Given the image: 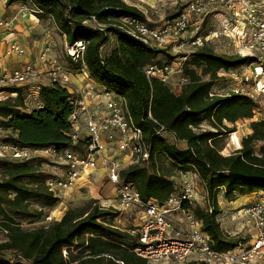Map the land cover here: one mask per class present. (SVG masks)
I'll return each mask as SVG.
<instances>
[{
	"label": "trees",
	"instance_id": "16d2710c",
	"mask_svg": "<svg viewBox=\"0 0 264 264\" xmlns=\"http://www.w3.org/2000/svg\"><path fill=\"white\" fill-rule=\"evenodd\" d=\"M17 2L43 9L42 17L52 15L68 44L85 42L82 60L71 64L85 65L95 82L123 97L134 125L144 131L151 145L149 162L124 168L121 179L133 183L142 199L165 203L178 193L176 177L189 170L197 172L208 199L207 208H193L203 230L216 249L230 250L241 244L242 239L226 235L217 220L218 197L222 193L229 200L236 192L264 190V144L256 147L264 142V120L252 121V132L242 138L241 148L223 155L222 136L236 131L237 121L253 119L256 102L242 94L210 96V91L222 79L221 70L242 66L251 58L218 53L207 43L184 62L183 75L189 82L176 94L146 74L147 67L161 65L156 59L166 51L148 48L113 25L120 17L146 19L138 7L125 0H6L8 5ZM91 16L105 27L86 22ZM111 32L116 35V46L105 54ZM40 87L43 107L27 114L23 86L0 89L1 129L23 146L78 148L80 143L74 144L68 136L73 94L59 84ZM205 121L209 129L202 128ZM161 126L165 132L158 136ZM179 141L186 148L179 147ZM40 165L39 160H0V229L7 236L0 252L14 253L23 264H151L136 254L127 242V232L116 225L119 211L103 206L97 197L87 202L82 213L61 211L47 227L24 230L17 218L46 216L42 209L30 208L32 199H42L50 208L59 203L48 190V176ZM0 264L16 263L0 256Z\"/></svg>",
	"mask_w": 264,
	"mask_h": 264
},
{
	"label": "built area",
	"instance_id": "2783aa9c",
	"mask_svg": "<svg viewBox=\"0 0 264 264\" xmlns=\"http://www.w3.org/2000/svg\"><path fill=\"white\" fill-rule=\"evenodd\" d=\"M29 5L17 16L45 15L43 9ZM207 17H211L220 30L200 35L198 26ZM15 21V18L6 19L0 15V44L2 34L14 28ZM86 22L99 28L105 27L95 16ZM113 25L148 48L160 50L172 45V48L182 49L187 44L192 47L191 51H182L178 69H173L169 62L146 68L149 78L159 79L166 85L170 84L176 70L181 74V86L188 83L189 78L183 75V64L189 55L210 43L214 37H223L229 41L236 54L251 58V62L221 70L220 77L231 79L230 91L221 94L211 90L210 96L242 94L253 98L248 90L250 84L257 92L264 94V0H191L175 18L160 26H152L140 17H120ZM65 50L69 61L78 63L84 56L86 44L84 41L74 44L66 41ZM6 53L22 56L26 54V49L15 42L7 48ZM51 53L50 45L41 52V61L47 65L44 72L39 71L32 62H26L11 71H1L0 89L33 84L43 73L49 84L66 87L73 94L70 102L74 106L70 116L72 130L68 136L74 144L80 143L79 147L38 148L23 146L14 139L6 138L0 139V160L37 161L52 157L59 173L49 176L46 186L59 200L80 180L103 170L116 193L114 208L119 211L115 218L116 225L127 232L130 238L127 242L133 245L136 254L151 264H264V197L239 210L255 235L248 245L241 243L230 250L214 247L211 237L202 228V221L193 211L197 202L195 184L200 179L197 172L189 170L181 173L178 193L165 203L152 198L142 199L133 183L121 179V171L133 164L148 163L151 145L146 141L144 131L134 125L125 99L95 82L84 67V82L74 81L66 75L64 62ZM241 69L244 71L239 75ZM40 88L32 93L38 100L36 108L43 107L38 99ZM164 132V126H161L156 135ZM125 213L133 220L130 226H126L122 220ZM55 216L56 212L52 209L46 216L47 222H51Z\"/></svg>",
	"mask_w": 264,
	"mask_h": 264
},
{
	"label": "rangeland",
	"instance_id": "374dc122",
	"mask_svg": "<svg viewBox=\"0 0 264 264\" xmlns=\"http://www.w3.org/2000/svg\"><path fill=\"white\" fill-rule=\"evenodd\" d=\"M5 1L6 0H0V6H3V2L5 3ZM125 1L128 4L136 6L140 10H142L145 13L146 20L147 22H149V24H151L152 26H160L165 22L175 18L181 11V9L191 0ZM4 6L7 9H10L11 7V10H13L12 18H15V22L17 25L19 22V27H16L17 31L15 32V34H20L23 36H20L18 38L16 37V43H20L25 47L28 58H30V62L35 64L39 71L44 72L47 69V65L45 62L41 61L40 55L44 48L50 45L52 47L51 55L57 56L60 60L64 62L67 69L65 72L68 77H70L74 81L75 79H78L79 81L76 82L83 83L85 77V73L82 72L83 67L85 72L90 76L85 65H82V68H79V66L72 65L69 61L65 50L66 38L63 34L59 32L58 28L56 27V23L50 15L43 17L41 16V20L40 22H38L35 21L36 19H34V16H28L25 18L17 16L22 9L28 8L30 6L29 4H25L24 2H17L12 5H8L7 3H5ZM198 28H200L198 30V33H200V35H206L211 33L212 31L220 30L219 25L214 23L211 17H207L205 21L200 26H198ZM109 36L110 40L108 44L103 48V53L105 54L110 53L112 49H114L116 46V35L111 32ZM210 44L215 48L218 53L236 54L229 41L225 40V38L223 37H214V39L210 41ZM172 47L173 46L171 45L170 47L168 46L167 49H164L166 51V54L164 53L158 55L156 62H158L159 64L169 62L170 64H172L173 69H178V66L181 63V55L183 54L182 51H191L193 49L191 46H188V44L182 49ZM6 55L8 54L6 53ZM170 56L174 57L172 61H170ZM1 71L2 70H0V72ZM242 71H244V69H241L238 74L241 75ZM45 78V74L43 73V75L40 76V78L37 79L35 83L40 86H42V84L39 83H48V80ZM180 78L181 74L176 70L170 84L168 85L170 89L176 94L177 92H180L179 88L182 89V86L180 84ZM33 85L36 84L33 83L23 86L26 103V108L24 109V112H29L37 106L36 104L38 100L35 96L32 95V93L36 92L37 89L34 88ZM231 85V79L229 77H223L215 83L212 90L221 94L228 93L230 91L229 88ZM253 87L254 86H252V84L248 86V90L250 91L249 94L253 95V99L256 102L254 118L237 121L235 124L236 131L227 133L222 136L223 145L221 153L223 155H230L235 150L241 148L242 138L252 132L250 128V124L252 121L264 120V94H260ZM38 99L40 100L39 96ZM229 126L232 125L229 124ZM202 128H210L208 121H205L203 123ZM9 136L10 135H8L7 132H3L0 127V139H6ZM171 141L174 142L173 138H171ZM237 142H240L241 144L239 147L237 146ZM177 144L181 148L185 147V144L182 141L177 142ZM262 144H264V142L258 143L256 146L257 149H259ZM39 161L41 162V171L44 172V174H46L48 177L59 173L58 165L56 162H54L52 157H43ZM1 174L2 173L0 169V177ZM176 181L178 188H180L181 179L176 177ZM195 187L197 193L196 206L207 208V193L200 179L196 180ZM111 192H113V186L107 181L106 176L104 175V171L99 170L91 174L89 177L80 180L74 188L67 192V194L63 193V195H61L59 203L54 208L48 207V205L42 199H32L30 201V208L32 210L42 209L46 216L52 209H54L56 214H59L61 211L66 212L67 210L82 213L84 212V208L86 207L87 202L90 199L96 197L100 200V203L103 206L114 207L116 204L114 200L111 199V196L108 195ZM263 192L264 191L258 190V192L254 194L252 199L250 200L246 199V197L243 196L244 193L242 192H236V194H234L229 200L225 199L222 193L219 194L218 200H222V202H224L226 205H223L224 209L222 213L224 215L220 212V214L217 216V220L220 222L221 228L223 229L224 233L232 238H241L242 245H248L251 242V239L254 237L255 232L251 227L247 225L246 218L239 213V210L241 209V207H245L248 204L254 202L255 200L264 197ZM104 198L107 200L106 202L104 201ZM232 200L237 201V203L233 204ZM46 216L41 217L39 219L17 218L16 220L17 222H19V224L24 230H34L40 227H47L50 224V222H47ZM223 219H225L227 226L226 224L223 225ZM54 220L55 219H53L52 221ZM122 220L123 222H125L126 226H130V222L131 224L133 223V220L131 221V219L126 216V213L122 216ZM6 240V233L0 229V243ZM0 256H2L5 261L12 260L16 264H23L21 259H18L12 252H0Z\"/></svg>",
	"mask_w": 264,
	"mask_h": 264
},
{
	"label": "crops",
	"instance_id": "0c3cea01",
	"mask_svg": "<svg viewBox=\"0 0 264 264\" xmlns=\"http://www.w3.org/2000/svg\"><path fill=\"white\" fill-rule=\"evenodd\" d=\"M5 3H6V1H5ZM5 3L3 2V6H0V15L3 18L11 19L12 18L13 10H11V7H10V9H7L4 6ZM34 19H36L35 21L40 22L41 16H35ZM16 27H19V22H18V25L15 22L14 28H12L11 30L6 31V32H4L2 34V43L0 44V70H2V71H11V70H13L15 68L21 67L26 62H30V58H28L27 52H26L25 55H22V56H18V55H13V56L10 55V56H8L5 53L6 50H7V48L9 46H11L13 43L17 42L16 40H17L18 37L23 36V35H20V34H15V32L17 31L16 30ZM75 81H79V80L78 79H75ZM34 84H36V85H33L34 88H38L40 86V85H37V83H34ZM39 84L47 85V84H49V82L46 83V84L45 83H39ZM179 90L181 92V89L180 88H179ZM180 92H177V94H179ZM29 112H25V114H27ZM83 131H85L84 128H83ZM183 143L185 144V147H183V148H186V143L185 142H183ZM260 191H264V190H260ZM257 192H258V190H257ZM257 192L254 191V192H251V193H246V194L244 193L243 196L246 197V199H249L250 200V199H252L253 195L256 194ZM234 194H236V193H234ZM108 195L111 196V199H113L114 202H115V204H116V193H115V190L113 189V192L109 193ZM244 197H242V198H244ZM239 199H241V198H239ZM104 201L106 202L107 200L104 198ZM232 203L233 204H236L237 201H233L232 200ZM227 204H229V203H227ZM219 205H220L221 214H223L222 213V211L224 209V206L223 205H226V204L224 202H222V200L221 201L219 200ZM223 221H224L223 222V225L226 224V226H227V223L225 222V219H223Z\"/></svg>",
	"mask_w": 264,
	"mask_h": 264
},
{
	"label": "bare ground",
	"instance_id": "6f19581e",
	"mask_svg": "<svg viewBox=\"0 0 264 264\" xmlns=\"http://www.w3.org/2000/svg\"><path fill=\"white\" fill-rule=\"evenodd\" d=\"M237 146H240V142L239 143L237 142Z\"/></svg>",
	"mask_w": 264,
	"mask_h": 264
}]
</instances>
